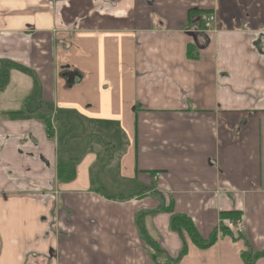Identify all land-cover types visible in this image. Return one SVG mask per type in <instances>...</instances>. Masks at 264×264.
I'll use <instances>...</instances> for the list:
<instances>
[{
  "label": "crops",
  "instance_id": "crops-1",
  "mask_svg": "<svg viewBox=\"0 0 264 264\" xmlns=\"http://www.w3.org/2000/svg\"><path fill=\"white\" fill-rule=\"evenodd\" d=\"M0 264H264V0H0Z\"/></svg>",
  "mask_w": 264,
  "mask_h": 264
},
{
  "label": "trees",
  "instance_id": "trees-1",
  "mask_svg": "<svg viewBox=\"0 0 264 264\" xmlns=\"http://www.w3.org/2000/svg\"><path fill=\"white\" fill-rule=\"evenodd\" d=\"M11 118H23L25 115L21 112L16 113H9ZM224 217L235 220L237 219L231 214H226ZM170 229L174 232L180 233L185 232L193 244H195L199 248H206L210 246L212 243L215 242L216 236H212L208 241H203L197 234L196 230L194 229V226L188 220L186 217L183 216H173L170 221ZM185 253V248H183L182 252L180 253V256H182Z\"/></svg>",
  "mask_w": 264,
  "mask_h": 264
},
{
  "label": "built area",
  "instance_id": "built-area-1",
  "mask_svg": "<svg viewBox=\"0 0 264 264\" xmlns=\"http://www.w3.org/2000/svg\"><path fill=\"white\" fill-rule=\"evenodd\" d=\"M214 20L215 17L212 14L203 15L200 18V22L202 23L204 30H208L210 28L211 23L214 22ZM153 178L156 179L155 176ZM222 225H224L228 231L240 232L242 230V225L240 221L224 219L222 221Z\"/></svg>",
  "mask_w": 264,
  "mask_h": 264
},
{
  "label": "water",
  "instance_id": "water-1",
  "mask_svg": "<svg viewBox=\"0 0 264 264\" xmlns=\"http://www.w3.org/2000/svg\"><path fill=\"white\" fill-rule=\"evenodd\" d=\"M76 72H68V73H64V77H66L67 79V83L69 85H72L73 84V80H74V77L76 76Z\"/></svg>",
  "mask_w": 264,
  "mask_h": 264
},
{
  "label": "rangeland",
  "instance_id": "rangeland-1",
  "mask_svg": "<svg viewBox=\"0 0 264 264\" xmlns=\"http://www.w3.org/2000/svg\"><path fill=\"white\" fill-rule=\"evenodd\" d=\"M108 193V192H107ZM110 194V193H109Z\"/></svg>",
  "mask_w": 264,
  "mask_h": 264
}]
</instances>
